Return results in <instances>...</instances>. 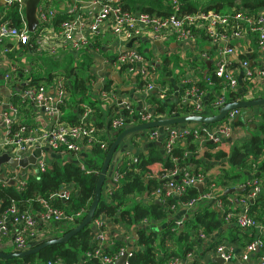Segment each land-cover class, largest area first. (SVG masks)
<instances>
[{"label": "built area", "instance_id": "obj_1", "mask_svg": "<svg viewBox=\"0 0 264 264\" xmlns=\"http://www.w3.org/2000/svg\"><path fill=\"white\" fill-rule=\"evenodd\" d=\"M50 1V0H47ZM66 8L60 12L55 7H49V4L42 3L38 12L40 32L35 43L31 42L30 31L26 20V0H4L9 6L17 5L20 14L26 23L23 28H17L10 22L0 23V52L6 57L11 52L6 46L10 41H16L19 44L29 45L36 49L39 55H51L61 57L67 54H79L85 52L93 41L104 35L107 31L114 35L120 42H136L138 44L145 38L152 42H165L170 37L176 38L180 44L194 45L196 37L193 34L194 29H202L211 39V43L220 47L222 56L216 61V76L226 86L221 96L212 103L206 100V92L201 90L192 81H185V86L191 87L186 90L184 103L191 104L192 112L189 115H206L213 111L211 115H217L219 110L228 103L227 92H244L243 97L250 95L258 89H264V59L260 66H250L248 60H241L238 63L239 68L234 70L228 62V57L234 56L235 49L231 47V41L243 36L245 27L259 35V47L264 50V11L253 14L247 9L232 10L228 14H219L215 12L186 14L180 13V4L178 0H170L174 7V13L168 17H159L143 12H135L125 9L127 0H58ZM52 2V1H51ZM59 15H65L58 27L54 22ZM38 27V28H39ZM52 29H54L52 33ZM136 47V46H135ZM103 49L93 48V51L99 57L103 55ZM67 53V54H66ZM100 57V58H101ZM105 66H109L117 71L121 76L129 81L138 80L142 87L139 88L141 94L149 95L157 93L161 100H165L168 95V87L160 85L155 76V66L150 63L140 52L139 48L120 49L112 59L101 58ZM124 68V69H123ZM16 67L11 65L4 74V80L9 86L12 94L15 89L11 87L16 73ZM29 82V81H28ZM212 84V82H209ZM25 83H22L23 85ZM27 84V82H26ZM68 80L65 77L57 78L48 86L31 87L27 89L20 88L17 92L24 100L35 105L38 114L44 119L45 128L38 127L35 130L29 129L22 124L19 119V110L11 102L5 103L0 99V116L4 127V132L0 135V155L8 154L11 158L21 160L31 155L36 148L44 150L37 159L32 173L27 172L28 168L21 174L6 177L0 173V185L6 187L17 182L18 188L26 187L30 178L39 177L47 173L50 168V160L46 149H51L54 154H61L63 157H70L79 161L82 169L84 166L83 156L85 151L92 149L97 143L96 134L106 133L107 137L100 142V149L106 153L109 151L116 136L112 133L128 129L130 127L150 123L161 119L155 117L154 108H137L133 102L128 99L119 98L117 88L106 90L104 87V77L96 73V77L91 81V86L97 88L101 85L100 97L102 109L110 126V132L107 129L99 130L91 120L94 118L93 109L82 104L83 112L79 115V124H69L62 120L63 112L61 106L65 100L69 99V93L66 89ZM49 88L53 89V94L48 95ZM242 97L241 100H246ZM255 99V98H253ZM251 100V99H248ZM113 103L116 104L121 115L109 114V108ZM256 110V109H255ZM254 112L251 116H259ZM245 111L235 109L228 113L225 120L217 125H198L190 124L183 127H165L164 129L155 128L141 132L138 136H143L144 142H161L164 153L171 155L178 141H186L192 136L199 147L205 148L207 143L220 145L223 140L229 138L236 127L237 121L243 117ZM17 126V128H15ZM192 126V127H191ZM112 132V133H111ZM111 134V135H110ZM164 138V139H163ZM163 139V140H162ZM121 148L122 162L112 163L108 172V177L115 186H118L124 179V173L121 166L126 162L131 165L130 139L125 140ZM185 154V157H188ZM177 163V158H172ZM87 174L94 172L87 170ZM98 175L99 172H96ZM254 175V174H253ZM256 176V175H255ZM162 185L146 195L145 201L157 199L160 203L168 202L171 199L176 200V204L170 205V210L185 211L181 220L176 222V227L183 228L184 220L188 213L195 210L199 205L214 204L223 214V220L226 224H233L240 229L253 230L255 235H259L256 241H253L245 247L239 257H235L233 249L220 242L215 246L216 257L221 258L223 264H264V255L257 256L256 252L262 248L264 223L259 221L251 212V204L257 201L264 192L263 182L259 177H254L247 184L240 188L247 189V192L238 200V206L235 207V200L232 197L223 198L224 191L216 184L214 180H209L208 176L198 172L195 173L186 167L180 169L178 166L168 174L162 176ZM198 185L203 186V191L197 197L183 200L184 195L189 189ZM107 184L105 193L108 195L111 188L115 187ZM75 185L73 183L64 186L59 193L51 195L50 199L68 201L71 199ZM81 211L76 216L68 215L65 211L54 207L48 201H41V209L35 211L21 212L16 205H11L0 215V251L12 247L15 252L26 251L30 244L38 245L44 241L53 239V230L61 229L62 224H73L76 219L84 215ZM148 223L147 221L145 224ZM95 233V246L92 250L84 254V263L87 261H98L100 264H114L127 249H122L117 255H112L111 251L116 245V240L108 235V218L105 214L95 217L91 223ZM58 227V228H57ZM60 231V230H59ZM213 237V236H212ZM211 237L202 231L193 233L192 242L209 241ZM134 251V249H133ZM133 251L128 255L133 256ZM197 253L189 252L184 257H173L164 264H195ZM48 264H52L49 262ZM200 264H206L201 262Z\"/></svg>", "mask_w": 264, "mask_h": 264}, {"label": "trees", "instance_id": "obj_2", "mask_svg": "<svg viewBox=\"0 0 264 264\" xmlns=\"http://www.w3.org/2000/svg\"><path fill=\"white\" fill-rule=\"evenodd\" d=\"M180 4V13L186 14H198L215 12L219 14H228L232 10L247 9L253 14L264 11V0H178ZM238 3L240 5H238ZM125 9L135 12H143L150 15L159 17H168L174 13V7L170 1L167 0H127L125 2ZM66 19L65 15H59L56 18L54 25L58 27L60 23ZM5 22H10L17 28H23L26 21L23 20L19 7L13 5L9 7V11L4 18ZM40 27L35 33H30L31 42L35 43L39 36ZM193 34L201 41H210L206 32L202 29H194ZM113 37V36H112ZM115 38V37H113ZM102 37H97L92 46L94 48L103 49ZM22 47L27 45L20 44ZM12 46V45H10ZM34 57L31 61V68L26 66H16V73L14 74V80L11 87L15 89V94L10 99V102L19 110V119L29 129L35 130L38 127H42V124L36 119L35 105L28 100H24L20 93L17 92L19 88H31L48 86L53 83L57 78L65 77L68 80L66 89L69 93V99L65 100L61 106L63 112L62 120L69 124H79V115L83 112L81 105L88 103L86 101L89 96L90 80L92 76L89 74V68L91 65L90 59L82 57L80 61H76L79 56L68 54L63 58L51 56V55H39L36 49L32 47ZM81 57V56H80ZM85 60V61H84ZM167 59L164 60L166 62ZM168 62V61H167ZM193 68L200 66L203 70H207V62L193 58L188 62ZM124 69V68H123ZM165 73L171 74L172 71L166 69ZM85 73V77L81 75ZM25 84L21 85L23 82ZM29 81V82H28ZM27 82V84H26ZM209 82H212L209 83ZM115 81H110L107 85L112 86ZM160 85L168 86V95L164 101L158 99L155 95L152 96V102L154 103V115L155 117L171 118L180 117L192 112L190 100L188 105L184 103L183 98L185 92L191 86H184L182 89H178V95H175V89L173 84L167 81H160ZM138 88L142 87V84L138 82ZM201 90L209 94V97L213 98L210 103L221 96L225 85L216 76L215 67H211L208 71L207 77L201 75L200 81L196 84ZM122 93H124L121 90ZM264 94L258 95L262 97ZM216 97V98H215ZM228 102H236L242 99L243 94L228 91ZM177 101H176V100ZM93 111L95 119L91 120L92 123L99 130L107 129L110 132V126L108 124L105 113L102 109V104L88 103ZM115 108L110 106L109 114H112ZM67 112V117L65 112ZM115 109V113L120 111L118 115H121V110ZM208 114H213L210 111ZM255 118H259L261 122L257 125L256 132L252 133L249 140L244 142H238L235 144L230 156H226L224 153H216L215 155L206 154L205 158L212 160H226L228 169H222L221 175L214 180L216 184L225 191L232 188L243 187L249 181L251 175H255L256 169L259 167L258 163H255L253 159L255 157L264 158V112ZM242 125L239 121L236 126ZM17 128V126L15 127ZM112 133V132H111ZM111 135V134H110ZM117 133H112V136H116ZM138 135H134V137ZM106 133L96 134V144L90 149V155L86 157L84 155V166L86 170L82 169L79 161L75 159H67L60 163L58 159L61 158V154H54L50 159V168L47 173L40 175L39 177L30 178L26 187L19 189L14 184H10L6 187L0 185V215L6 211L11 205H16L21 212L30 211L33 209H41V201L45 200L51 203L56 208L65 211L68 215L76 216L81 211L87 213L89 210L96 190L98 175L96 172H100L102 169L105 153L100 149V142L106 139ZM189 146L185 147L182 142L178 141L171 155H166L164 150H160L159 146L152 145L149 149V153L145 152L137 156V160L131 159V165L127 166L126 162L121 166L122 172L125 174L124 179L118 186L112 187L110 194L105 193L103 188L102 198L98 205L96 217L101 214H105L109 219H115L116 221H122L130 226H138V228L144 227L145 222H149L154 227H150L148 230L138 231L137 249H134L133 256L129 258V264H164L173 257H184L189 252H197L200 243L198 241L192 242L191 236L193 233L203 232L209 237H212L214 233L222 227L223 221L217 216L216 210H213L210 204L199 205L194 211L188 213L184 220L183 228H178L176 231H172L176 227V220H171L173 211L170 210V205L176 204V200L171 199L165 203H154L153 201H145L146 195L153 191V186L156 182L153 179H149L147 176L150 173V168L155 163H163L165 166V173L175 169L177 166L180 169L188 168L190 166H197L208 170L211 165L205 163V160L197 157V151L199 146L195 142L192 136L187 137ZM134 145V144H133ZM206 147L213 148L215 145L207 143ZM192 154L185 157L186 152ZM88 155V154H87ZM172 158H177V163ZM197 168V169H198ZM259 178H263L264 159L260 166ZM87 170L94 172L93 174H87ZM163 172V173H164ZM195 173H198L197 171ZM258 173V172H257ZM203 174H205L203 172ZM206 175V174H205ZM213 177H210L211 180ZM73 183L75 185L72 197L68 201L50 199L51 195L59 193L64 189L67 184ZM157 187V186H154ZM158 186L155 189H158ZM247 189L243 192L246 193ZM200 194L198 188L194 187L188 190L184 195L183 200H188L197 197ZM230 196H223L227 198ZM139 198V202L135 199ZM132 207H129V203H133ZM120 211V213H118ZM252 214L262 223H264V193L261 197L251 204ZM86 213L79 219H76L73 224H62L60 235L55 236L53 239L60 238L66 233L77 227L84 219ZM118 213V217H116ZM155 227H162L161 231L155 229ZM58 228V227H57ZM236 228V227H235ZM239 229V228H237ZM45 242V241H44ZM252 243V240L248 242ZM95 233L92 229V225L88 226L78 235L73 237L68 243L61 245H54L41 251L37 255H32L24 259H12L2 260L0 264H57L63 262L65 264H100L98 261H84V254L92 250L95 246ZM216 246V245H215ZM125 244L121 241H116L114 249L111 251L112 255H117L120 250L125 249ZM7 252V251H3ZM13 251H9L10 253ZM82 261V263H80Z\"/></svg>", "mask_w": 264, "mask_h": 264}, {"label": "crops", "instance_id": "obj_3", "mask_svg": "<svg viewBox=\"0 0 264 264\" xmlns=\"http://www.w3.org/2000/svg\"><path fill=\"white\" fill-rule=\"evenodd\" d=\"M51 1H45V3L49 4V7H55V9H57L60 12L65 11L66 7L60 1L58 0L57 1L53 0L52 2ZM238 5L240 4L238 3ZM8 11H9V6L4 2V0H0V23L3 22ZM53 31L54 29H52V33ZM112 36L114 37V35L111 34L109 31H107L104 35L101 36L102 37L101 41H102V45L104 48L102 57L106 59H112L113 57H115L118 53V50L120 49L129 48V42H125V43L120 42L116 38H113ZM198 39L199 38L196 37L195 44L190 46L186 44H180L174 37H170L168 41H165L162 43L161 42L154 43L149 38L148 39L145 38L138 44V46L135 42L134 45L131 44L130 48L138 47L140 52L144 55V57H146V59L150 63L154 64L155 73H156L155 76L157 77L159 83L160 81H165V82L167 81L168 83L173 84L174 87H178L177 91L175 89V95H178L179 93L178 89L180 90L185 86L184 85L185 81L186 82L192 81L194 84H197L200 81L201 75H204L205 78L207 77V74H208L207 70H203L202 67L200 66L193 68L192 66L188 64L190 59L198 58V59H202L206 61L207 63L212 62L211 67H215L216 61H218L219 58L222 56V53L220 52V47L218 48L214 46L210 41H207V40L201 41ZM6 46L10 48V50L11 49L12 50L9 53V55H7L6 57H3L2 53L0 52V99L3 101H6L7 99V96L4 94L3 91H8L9 93H11V91L9 90L10 89L9 86L6 83L4 84L5 82L4 74L7 68L10 67L11 65L12 66L13 65H16V66L23 65V66H26L28 69H30L31 61L34 57V52L31 51L32 49L31 44L25 47H22L16 41H10V43H7ZM231 47L235 49L236 54L234 56L228 57V62L231 64L230 66L234 70L235 69L237 70L239 68L238 63L241 60H248L250 62V66L257 67L261 65L264 59V50H262L259 47V35L255 32L250 31L248 27H245V31L241 38L231 41ZM93 48H94L93 46H90L85 52L79 53L77 55L73 53L71 54L75 56L80 55L81 57L79 56V58L88 57L90 59L91 65L89 68V74L92 76V79L90 80V82L94 80V77H96V73H99L101 74V76L104 77V87L106 90L117 88L118 92L119 91L121 92L123 87L127 89V92L119 93V98L116 101L117 104L120 99L125 98L133 102V104L137 108L148 107L149 109H152L154 108V103L151 100L152 96L155 95L158 99L161 100V97L157 93H150L149 95L141 94V92L139 91V88L137 87L138 80L132 79V81H129L125 78V76L123 75L121 76L120 74H118L117 71H115L113 68H110L109 66H105L103 64V60L101 59L102 57L100 56L101 57L100 58L98 55H96L95 52L93 51ZM64 56L65 55H62L60 58H63ZM76 58L78 59V57ZM165 59H167L166 62H164ZM166 69L172 71L171 74H168V72L165 73L164 70ZM207 69H208V66H207ZM118 76L123 81V87H121L122 85H119V82L116 79H114ZM110 81H115V83L112 86L109 85V89H107L106 87ZM101 88H102L101 85H99L97 88H93L90 84L91 92L89 96L85 97L86 101L88 103L96 104V105L103 103L102 102L103 99L100 97ZM253 93L250 95H246V97L245 98L243 97V98L246 100L253 99V98H261L258 96H254ZM52 94H53V89L49 88L48 95L51 96ZM242 94L244 95L243 92ZM184 98L182 101H184ZM212 99L213 98L209 97V94L207 93L206 94L207 102L210 103ZM161 101H164V100H161ZM88 103H85V104H88ZM111 107L115 108L118 111V107L116 106L115 103H113ZM115 109L112 113L113 115L115 113ZM109 111H110V108H109ZM67 112H70V110H67L65 112L66 117H67ZM255 112L256 113L260 112L258 113L260 115L261 112H264V108H258L255 110ZM119 113L120 111L117 112V114ZM40 115L41 114L36 113V119L39 121V123L42 124L41 128H45L46 124L45 122H42V120L44 121V119ZM187 115H184V116H187ZM206 115H208V113H206ZM239 121L242 122V125L236 126L233 131V134H231L229 138L223 140V142L220 145L213 144L211 142V144L215 145V147L213 148L199 147V151H197V157L199 159L205 160V163L211 165V167L205 172L204 169L201 167L198 168L197 166H190V169L192 171L194 172L197 171L201 173L204 172L208 176V178L213 177L211 180H217V178L221 175L222 169L229 170L228 168L229 166L226 164L225 159L209 160L205 158V155L206 154L215 155L216 153H224L227 157L230 156L235 144L238 142H244L246 140H249L251 134L256 132V128L258 127L257 125L261 122L259 118H255V116L253 117L247 114L246 112L243 113V117ZM3 132H4V127H3L2 122L0 121V135H2ZM128 139H130V144H129L130 150H131V157L129 158L130 160L131 159L137 160V156L139 154L141 155V153L143 152L148 154L149 149L152 145L159 146L160 150L163 149L162 147L163 145L161 142H144L143 136H137V137L132 136V137L127 138L126 140ZM182 144L185 147L189 146L188 140L182 142ZM85 153H86V157L89 156L90 150L87 149ZM186 154L190 156L192 153L188 151L186 152ZM60 157L61 158L58 159V162L60 163L62 162V160L66 161L67 159H70V157L68 156L63 157V155H61ZM263 159H264L263 157H260V158L255 157L253 159L255 163H258L259 167L255 171L256 176L251 175L248 180H251L254 177H259L258 176L260 172L259 168L263 163ZM119 162H122L121 157L116 161V163H119ZM114 163L115 162H113V164ZM164 171H165V166L163 163H155L150 168V173L148 176L150 177V179H153V181L156 182L154 186L158 187L162 185V182H163L162 176L169 173L168 171L166 173ZM21 173H22L21 169H12L8 165L2 166V174H5L6 177H9L11 175L15 176ZM263 175H264V170H263ZM261 180L264 186V177L261 178ZM13 184L15 187H18L17 182ZM154 186H153V190L157 188ZM239 188H232V189H239ZM222 190L225 193V190L224 189ZM244 194L245 193H234L233 195L230 196L235 200V203H234L235 207L238 206L237 200ZM136 201L139 202V198L135 199V202ZM156 201L157 199L154 200V203ZM133 204L134 202L129 203L128 208L132 207ZM210 206L212 207L213 210H216L218 218L223 221V218H222L223 214L221 210H219L216 206H214V204H210ZM33 211L37 212L39 210L33 209ZM118 213H120V211ZM118 213L116 217H118ZM184 214H185V211L175 210L173 211L171 220H176L177 222L181 220ZM149 224H150L149 222L144 224V227L142 229V228H138V226L127 225L122 221H116L115 219H111V218L109 219L108 217V226H107L108 235L110 236V238L115 239L116 241L123 242L126 247L125 249L127 250L130 249L131 247L133 249H137L138 231L148 230L147 232H150L149 230L150 227H154V225L150 224L151 225L150 226ZM157 228L158 227H155L156 230ZM237 228L239 227L233 224H226L223 221L222 227L214 233L213 237H211L209 241H198L200 245H199V249L196 252L197 262L195 264H200L201 262L206 263V264H218L214 262V259L218 258L216 257V254H215V245H217L220 242H224L225 244L230 246L233 249V254L237 258L242 254L245 247L249 245L248 242H250V240H252V242L256 241L259 236V235H255L256 232L253 230H246V229H240V228L237 229ZM161 230H162V227H159L158 231H161ZM262 238L264 242V234ZM4 251L14 252V249L12 247H8V248H5ZM263 255H264V244L262 248L256 252L255 257L263 256ZM117 261H115L114 264ZM80 263H82V261ZM57 264H65V263L58 262Z\"/></svg>", "mask_w": 264, "mask_h": 264}, {"label": "water", "instance_id": "obj_4", "mask_svg": "<svg viewBox=\"0 0 264 264\" xmlns=\"http://www.w3.org/2000/svg\"><path fill=\"white\" fill-rule=\"evenodd\" d=\"M42 1L43 0H26V11H25L26 20H27L28 29L31 33H35L39 27L38 12L41 4L43 3ZM211 65L212 62L207 63L208 66L207 72L211 68ZM114 79H116L119 82V85H122L121 87H123V81L120 79L119 76ZM122 91L127 92V89L123 87ZM3 92L7 96L5 103H9L11 98V93H9L8 91H3ZM243 93H245V91ZM258 108H264V97L228 103L226 106L222 107L219 110V113L217 115H211V114L203 115V116L187 115L180 117L161 118L154 120L150 123L136 125L128 129L119 131L103 160L102 169L98 174V180H97L93 202L89 210L87 211L84 219L81 221V223L60 238L51 239L38 245L30 244L29 248L26 251H22V252L14 251L10 253L0 251V259L8 261L12 259H24L32 255H37L48 247L68 243L73 237H75L84 229H86L88 226H90L96 217V212L102 198V192L104 186L106 184L115 186L112 183L111 179L108 177V172L112 166V163L116 162L120 158L122 154L121 148L124 146L126 142L125 140L127 138L155 128L164 129L165 127H170V126L183 127L185 125H190V124H198L205 126L217 125L222 121H224L228 113L232 110L241 109L244 110L247 114L251 115L254 112V110ZM0 121H1V116H0ZM42 122L44 121L42 120ZM237 122H239V120ZM43 151L44 150H42L41 148H37L30 156L25 157L21 160L13 159L6 153L0 155V173L2 174L3 165H8L12 169H21L22 172H24L23 170H25L27 167L36 165L37 159L41 156ZM45 151L49 159H52L54 156L53 151L51 149H46ZM197 188L199 189L200 192L203 191L202 185H198ZM244 191L245 188L228 189L227 191H225L224 195L231 196L234 193H243ZM155 203H160V202L156 201ZM131 251H133L132 247L128 249L115 264H127L128 255ZM214 262L218 264L224 263V261L221 258H215Z\"/></svg>", "mask_w": 264, "mask_h": 264}, {"label": "rangeland", "instance_id": "obj_5", "mask_svg": "<svg viewBox=\"0 0 264 264\" xmlns=\"http://www.w3.org/2000/svg\"><path fill=\"white\" fill-rule=\"evenodd\" d=\"M45 1L46 0H43L42 2H43V4L45 3ZM167 1H170V0H167ZM131 44L132 45H134V42H129V48H127V49H132V48H130V46H131ZM62 54V53H61ZM61 54H59V55H61ZM67 54V53H66ZM58 55V56H59ZM68 55V54H67ZM81 60V58H78L76 61H80ZM85 61V60H84ZM86 76V74L85 73H83L82 75H81V77H85ZM6 82H4V84H5ZM261 94H264V89H262V91H261V89H258V90H256L254 93H253V95L254 96H258V95H261ZM32 170H33V168L32 167H29L28 168V170H27V172L29 173V174H31L32 173ZM149 179H150V177L149 176H147ZM156 190V189H155ZM155 190H153V191H155ZM152 191V192H153ZM151 192V193H152ZM194 211V210H193ZM53 232V235H55V236H58V235H60L61 233H60V231H58V230H53L52 231ZM54 236V237H55ZM53 237V238H54Z\"/></svg>", "mask_w": 264, "mask_h": 264}, {"label": "flooded vegetation", "instance_id": "obj_6", "mask_svg": "<svg viewBox=\"0 0 264 264\" xmlns=\"http://www.w3.org/2000/svg\"><path fill=\"white\" fill-rule=\"evenodd\" d=\"M106 156V155H105ZM100 173V172H99Z\"/></svg>", "mask_w": 264, "mask_h": 264}]
</instances>
